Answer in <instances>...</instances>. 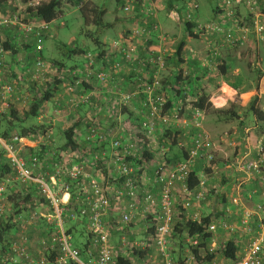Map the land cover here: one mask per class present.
<instances>
[{
    "label": "built area",
    "instance_id": "1",
    "mask_svg": "<svg viewBox=\"0 0 264 264\" xmlns=\"http://www.w3.org/2000/svg\"><path fill=\"white\" fill-rule=\"evenodd\" d=\"M227 11V17L232 16L231 0H222ZM30 2L27 7L32 6ZM250 5V4H249ZM250 10L253 13V28L259 40H264V25L259 20V14H256L255 8L250 5ZM198 10L196 3H188L184 5L181 12L170 11L169 17L174 21H183L191 23L195 18ZM124 11H129L124 8ZM141 11L140 13H142ZM147 16H149L147 14ZM146 16V17H147ZM152 17V16H149ZM141 19V18H140ZM154 19V17H152ZM142 20V19H141ZM147 23V22H146ZM0 27H13L17 29L20 36L34 42V60L31 67L26 68L25 76L31 84H37L43 87L47 82L46 74L49 73L48 65H46L41 57L43 50L44 36L51 29L50 24L40 21H30L26 15L16 12L14 14L0 17ZM201 31L219 33L223 30V26L219 24H209L200 28ZM245 33L248 28L243 29ZM132 41L137 39L138 46L133 44L129 39H121L112 43L111 49L116 51L127 63H135L137 67L133 69L135 81L134 89L130 94H120L116 90H108L110 95L121 96V105L130 101L133 93L142 97V121L140 126L128 125L132 134L128 138L116 137L110 140L111 156L115 160L118 167L115 176L103 179L100 182L88 181L85 183L82 178L86 177L83 173V161L77 154L60 155L59 161H53L49 165L45 162L49 158V150L52 145L49 135L34 136L32 138H24L16 134H11L8 140L0 138L2 150L7 157L9 168L12 170L13 176L5 178L4 182L0 183V217L3 216L6 200V190L8 184L16 183L20 186L21 193H27L31 190L37 191L42 204L36 207L32 212H29V218L25 222H21L19 218L21 233L19 238L11 246L12 256L6 257L5 261H10L12 264H47V255L50 251L58 248L60 255L56 257L55 264H109L116 255L126 256V251H145L151 245L156 248V252L160 257L161 264H173L170 257L169 245L172 239L173 221L175 216L174 207L177 204L175 200V191L184 197L179 206L186 211L191 207L192 200L204 201L205 194L203 192H189L187 182L191 174V167L196 159L208 157V151L213 147L212 142L203 128V119L205 112L200 109L190 108L191 123L193 130L191 136V148L187 152V158L175 166L166 164L162 156V160L156 166L154 173L153 184L159 189V200L157 205H154V197L151 193L146 192L143 195L144 204L147 207H156L155 211V230L153 235L146 233V237L139 242L126 243L121 241V249H115L109 245V235L103 225V217L109 212V209L114 204L115 207L122 206L126 201V210L122 213L120 223L128 225L134 218L133 214L136 211L139 202L137 192V174L135 169L127 161V158H133L135 155L142 156L148 142H152L156 119H160L161 113L167 103L164 89L161 84L160 75L164 73L165 62L167 56L163 52H155L147 49L151 44L149 41H155L156 44H164L166 38L160 33L158 24L153 26L152 30L146 27H139L134 34L130 35ZM245 40V35L234 36L231 30L226 32L225 42L229 46L241 44ZM143 51L145 56L142 57L140 52ZM6 51L3 48V42L0 36V106L3 109L9 108L11 103L19 102L24 99L22 95H18L15 84L7 81L6 77ZM169 57V55H168ZM89 59L88 68L85 69V79L91 77L92 73L89 69L92 66L94 56L87 54ZM181 67H179L180 69ZM121 70V65L116 63L112 67V73H117ZM109 73V72H108ZM79 73L72 72L75 77ZM150 74L155 75V78H149ZM180 75V71H179ZM187 73H181L180 80L173 76L174 85L172 89L177 88L181 91V96L185 94L186 83L185 77ZM96 82L106 83L108 75L100 71L93 75ZM92 76V77H93ZM158 77V78H157ZM81 89L82 83L79 79H75L67 88L71 94V105L74 108L87 105L90 103L92 94L83 92L79 96L73 95L75 89ZM26 99V98H25ZM117 106V105H116ZM122 107V106H120ZM111 112H114L111 109ZM110 112V113H111ZM165 121V118H161ZM188 124V123H185ZM112 133L104 132L97 125L87 126L83 141L86 143L90 151L91 159L99 163L106 156V152L98 151L97 147L102 146ZM42 149V154L37 151L32 153L30 148ZM144 148V149H143ZM261 150V147H260ZM98 151V153L96 152ZM163 154V153H162ZM53 157V154H50ZM44 156V157H43ZM136 156V157H139ZM126 158V159H125ZM209 158V157H208ZM89 161V159L87 160ZM251 168H256L255 162L249 165ZM111 179V180H110ZM67 180L69 182H67ZM198 185H203L199 183ZM237 204L236 200L232 201ZM122 203V204H121ZM69 208V210H68ZM120 208V207H119ZM257 210L264 214V207L258 206ZM252 213H245V219L248 220ZM69 223L84 222L88 232L94 237V243L98 246V251L95 258L82 260L80 252L73 247L71 237L66 233L64 219ZM38 219L46 222L47 236L42 239L30 241L26 236L28 225L36 222ZM192 221L199 220L197 215H193ZM224 227V223H219ZM216 228V223H211L206 227L207 232L213 233ZM24 232V233H23ZM250 232V229L249 231ZM191 245H196L195 241L187 238ZM33 251L34 255H31ZM122 252V253H121ZM214 252L213 248L209 249V253ZM229 264H264V237H255L250 240L245 247L243 256L239 259L231 260Z\"/></svg>",
    "mask_w": 264,
    "mask_h": 264
},
{
    "label": "crops",
    "instance_id": "2",
    "mask_svg": "<svg viewBox=\"0 0 264 264\" xmlns=\"http://www.w3.org/2000/svg\"><path fill=\"white\" fill-rule=\"evenodd\" d=\"M31 1H33L34 5L41 3L38 0ZM255 1L258 5L256 6V9L258 7V14L260 16L259 20L264 24V0ZM155 2L151 3L157 8V10H159V13L153 21L159 25L160 32L162 30L163 33L161 34L166 38L167 42H164V44H156L154 41V43L147 49L154 50L155 52L165 51L164 55H169V58H172L175 54L177 46L175 43L184 41L182 51L184 64L179 67L184 69L187 66L191 73L193 72L192 69L194 71L198 70V74L192 78L189 85L185 86L186 92L188 93L190 90L202 91L209 97L208 101L212 104V107L217 110L227 109L230 104L234 105L235 98H238V105L240 110L242 109L241 112L237 113L239 118L233 120L223 117L218 118L213 114L207 115L206 119L212 117V121L205 123L203 128L208 134L213 147L208 151L207 155L209 158L204 157L202 159H196L191 167V171L196 175L199 183L203 184L202 186L198 185L194 192H203L205 194V200L197 201L193 199L191 207L184 211L185 213H183L181 217H178L180 213L177 212L175 213L176 217L174 216V218L178 220L177 222H179V224L184 221L191 220L194 214L197 215L199 219L208 217L211 223H216L215 231L212 233V238L207 245L208 253H203L198 256L200 258L199 262H197L196 258L192 255L188 258L185 264H229L231 260L228 259L224 253L227 245H230L232 250H235V259H239L243 256L244 249L251 239L255 237H264V214L257 210L258 206L264 207V131L262 134L258 132V129L261 130L260 126L261 124H264V121H260L250 111L248 115L245 116L247 107H249L255 96L257 97L255 107L262 114H264V44H262V47L258 45L260 53L257 57L260 64H257L258 62L256 64L257 66H260V69L256 72L258 76L257 83L255 86L249 87L248 85L243 84L248 71L246 72V68H243L242 63L240 62L242 57L248 55H242L239 52L234 53L236 47L228 46L225 42L224 37H226V33L220 35L219 37L215 35L201 36L202 34L197 33L199 35L198 38L191 39L186 37V33L184 31L182 32L183 35L177 39L180 32L169 33L166 29L164 32L161 27L159 14L164 13L165 17L168 19L166 12L168 9H165L164 11V4L156 6ZM218 2L220 5H216L212 9V21H206V23L200 22L196 18L198 16L197 13L193 19L194 21L191 22L194 27H196L197 24L205 25L213 23L221 26H227V24H230V19L226 16V11H228V9H225V5L221 3L222 1L220 2V0H218ZM13 7L15 8V5L12 0H9L5 7L1 9L3 13H0V17L12 14L14 12L12 10ZM252 15H250V11L246 13V9L243 4L239 3L234 6L233 20L239 22L240 26L249 24L250 21L253 20ZM134 20L135 19L132 18L129 21H118V23L122 25L121 31L123 32L117 33V37L115 39H109L108 37L104 38L103 42L106 41L110 44L109 52L112 50L111 46L113 42L120 41L124 38L127 40L129 39L133 42V44L138 46L139 41L137 39L132 41V37L130 36L138 30L137 25L130 22ZM146 21L147 20L144 19L142 20L144 24H146ZM142 22H138L139 27H142ZM13 34L17 35L16 30H14ZM210 42L216 43L217 51L206 57L209 52L208 47ZM31 43L33 42H30L29 44ZM32 49L33 48L26 50L24 57H21L20 50H18L16 55L12 54L13 60H15L14 62H18L20 66V63L24 58V63L20 68L10 69L9 60L5 61L7 62L5 64L7 67L6 70L9 72L5 79L13 82L17 91H21L23 88L22 86L26 85V76L23 75L22 68L26 65L32 64L34 59ZM106 50L107 49H103L104 52H106ZM84 51L86 53H90L85 50V48ZM86 53L79 56H71L70 60L72 61V65L64 67L61 71H58L54 67L48 68L50 75L54 78H60L63 83L53 94V98L49 102L43 104L42 111L36 118L37 126H42L48 130L53 136L54 142L57 141L56 138L62 140L61 135L65 131H73L74 142L78 144L79 148H81L85 154V156L81 159L83 161V173L86 176L85 178H82V181L85 183L90 180L100 182L103 179H106L104 178V173L107 178L117 174L118 167L115 164L114 158L111 156L110 140L113 136L114 138H128V136L132 134L128 125L140 126L142 121L141 116L144 111L142 108L141 96L134 95L133 93L130 101L121 105V96H111L108 91L109 89L116 90L118 87L121 88L118 89V91L121 92L120 94L124 95L132 93L135 86L133 82L135 76L132 75L135 74H131L132 78L123 73H119L116 76L110 70H103L108 77L106 83H102V86H100L101 84L96 85L90 83L91 85L85 88V90L90 89L89 93L92 94L90 103L80 106L77 109L74 108L71 105V94L67 91V88L70 85V77L67 74V71L68 69L83 67L87 62L85 59ZM7 54L8 53L5 55V59L7 58ZM140 55L144 57L145 53L141 51ZM206 58H208V60ZM43 60L45 61L44 58ZM170 61L171 60L168 62L171 65ZM46 63L49 65L48 61ZM99 64H102V61L95 63V66L99 68L101 66ZM215 64L217 66L213 67ZM248 64L246 65L247 68L249 67ZM248 69L250 71V68ZM188 70L186 72H188ZM221 70H224V74ZM165 72L166 71L164 70L163 74L168 73V71L166 73ZM168 76L170 75H164L162 82L165 83L168 81L170 85L169 87H172L174 85L173 75L170 76L169 79H166ZM152 77L154 78V76H149V78ZM82 93L81 89L77 88L74 90L73 95L79 96ZM85 93H87V91ZM187 98L191 101L194 96L187 95ZM188 100L185 96L179 95L178 100L172 98V104L174 107H177V104L182 105ZM194 100L195 99H193V101ZM11 104L14 105L17 110L20 109V105L22 107L26 106V104L14 101ZM235 107L236 106L234 105V108ZM7 109H3L0 106V112H4ZM111 109H113L116 113L111 112ZM244 118L246 119L244 120ZM213 119L215 120L213 121ZM182 122L183 124L180 122L181 126L176 129V131H178V140H176L178 145L173 149L167 148L165 150L166 152L163 151V154L160 153L159 155H154V151L159 148L157 147L154 150L151 142L147 143L145 150H147L152 156V160L148 162L154 163L159 160L160 156H167L168 162L171 161L178 164L183 161L184 158H187V152L191 148V137L189 133L193 130L190 123L185 124L186 121ZM92 124L99 126L104 132L112 133L102 145V149L106 152V156L99 163H96L91 159L88 151L89 149L83 141L87 126ZM157 139L158 141H162L161 137H158ZM152 141H154V138H152ZM261 143L263 144V148L260 150V146H262ZM0 147H3L1 143ZM39 150L41 151L42 149L40 148ZM98 151L96 152L98 153ZM136 156L139 155H135L133 158H127V161L137 171L140 167L136 165V162L139 160L140 156ZM88 159L89 161H87ZM160 159L162 160V158ZM253 162L257 164L256 168H251L249 166ZM141 169L142 172L140 175H137V192L139 202L137 203L138 207L133 216L136 221H142L145 216L144 214L148 213L146 215L154 220L157 208L147 207V205L144 204L143 195L146 192H151L154 197V205H157L159 200V189L152 182L155 171L154 169H149L147 170L149 174L145 175L144 173L146 172V167L144 163L142 164ZM233 200H236L237 204H234L232 202ZM122 206L125 211L127 208L126 204L124 203ZM116 209L117 207L113 204L109 211ZM247 212L252 213L248 220L245 219V213ZM106 217L107 216H105V218ZM220 222L225 224L224 227L219 224ZM249 229L250 232H248ZM210 248L214 249L212 254L209 253ZM151 249L154 250V253L156 252V248L153 245L150 246L149 250ZM149 250L146 252L147 255H149ZM147 255L146 258L148 257ZM156 256L159 257L157 252ZM207 257L209 258L207 259Z\"/></svg>",
    "mask_w": 264,
    "mask_h": 264
},
{
    "label": "trees",
    "instance_id": "3",
    "mask_svg": "<svg viewBox=\"0 0 264 264\" xmlns=\"http://www.w3.org/2000/svg\"><path fill=\"white\" fill-rule=\"evenodd\" d=\"M8 1L9 0H0V11L1 9H3V7H5ZM30 1L31 0H24L23 3L27 4ZM150 1L154 3L157 0H150ZM166 1L168 2V10L171 8L173 9L174 8L173 3L175 2H173V0H166ZM177 1L183 4V5L181 4L182 7L180 9H177V12H181L183 9V6L188 3H186V0H177ZM114 2L116 3L117 7L122 8L124 0H114ZM65 3H69L71 6L76 7L78 9L80 16L83 20V28L81 29L80 33L86 39L91 41V43L95 46V50L97 52L94 55L92 66L89 68L91 70L92 75L90 78L85 79L84 72H85V69L88 68V63H89V59L87 58L88 53L84 51V48H78V47H71L70 49L66 50L65 54L67 58L69 59L71 56L74 57V56H79V55L86 53L85 59L87 60L86 64L81 68L68 69L67 74L70 77V84H72V82L75 79H79L82 83L81 91L89 92L90 89L85 90V88L89 87V85H91L90 83H93L96 85L101 84L95 81V78L93 75L103 70L112 71V67L116 63L121 65V70H119L116 74L113 73L114 75L117 76L119 73H123L127 76H130V78H132V76L134 75L131 76V74H134L133 69L137 67L136 64L135 63L130 64V63L125 62V60L121 56L122 54H119L114 50H111L109 52L110 44H108V42L106 41L105 42L101 41V38L105 35V33L111 28H113L114 25L118 23V21L120 20L115 19L114 23L104 22V17L107 11L104 8H101L97 4L93 3L91 0H46L45 2H41L37 5L26 7L25 9V12L27 13L26 18H28L30 21H40V22H44V23L51 25V23H53V21L61 14V8ZM197 13L198 12H196L195 16L197 15ZM137 16L138 15H135L134 19H137ZM141 19L147 20L146 21L147 23L144 24ZM141 19L139 18V20L142 22V27L144 26L148 30H152L153 26L156 24L154 23L152 17L143 16ZM92 27L94 28L93 30L90 29ZM194 28L195 27L192 23H188V22L184 23V30L186 33V37H189L191 39L198 38L199 35L193 31ZM14 30H16L17 32V29L13 27H7V28L0 27V36L3 42L4 50L5 51L11 50V54L16 55L18 50H16L14 47L12 48L10 44L12 45L15 42V40H19L21 36L19 35L18 32H17V35H14L13 34ZM50 32H51V29L49 33L44 36L43 42L45 41V38H47L50 35ZM2 33H4V35H2ZM24 39L28 43L23 44L22 45L23 48L25 50L33 48L34 42L31 40V37H28V39L26 38ZM30 42H33L31 43L32 45L29 44ZM148 43L153 44L154 42L149 41ZM183 47H184V41H180L176 46V50L174 54V64L176 67L184 64V60L182 59ZM103 49H107L106 52H104ZM42 52H41V57H42ZM33 54H34V51H33ZM34 56L35 55H33V57ZM100 61H102V64H99L101 66L98 68L95 66V63H98ZM48 62H49V65H48L49 68L54 67L58 71H61L64 67H66L64 63L61 61L52 60ZM32 64H33V61H32ZM32 64L26 65L22 68L23 75H26L25 74L26 68L31 67ZM75 71L79 73V75L76 74V76L74 77L72 75V72H75ZM221 71L224 74V70H221ZM7 74H9V72H7L6 75ZM49 77L50 79L47 80L46 84L43 87H40L37 84L29 85L30 88L35 89L37 91V95H35V97L31 100L28 110L19 113L17 109L14 107V105L11 104L9 106V109H7L8 114L3 115L6 119V130L3 131L2 133L0 132V138L4 140H8L10 138V134H11L10 132H12L13 129H20L17 134L18 136L30 139L34 135L35 136L36 135L37 136L49 135L50 140L52 141V143H54L53 136L49 133L48 130H46L42 126L40 127L36 125V126L28 127V128H25V127L16 128L17 125L20 126L22 122H24L25 120L29 118H37L38 115L42 111L43 104L46 102H49L53 98V94L56 92V90L61 87L63 81L60 78H54L51 75ZM7 81L9 80L7 79ZM100 86H102V84ZM169 86L170 85L168 81L163 83L164 90L170 91L171 87ZM172 90H175L176 94L181 95L180 89L174 88ZM194 92H195L194 94L195 101L193 103L192 108L203 110L205 112V115L213 114V115H216L218 118L223 117V118L232 119V120L239 118L237 112L234 110L235 108L233 104H230L227 109L217 110L212 107V104L209 103L208 101L209 97L205 95L202 91L200 92L199 90L198 91L194 90ZM170 93L172 92L170 91ZM256 102H257V97L255 96L254 99L251 101L248 110L252 112V114H254L260 121H264V114H262L255 107ZM172 109H174L172 100H168L163 108V112L169 113L170 110ZM169 134L170 132L168 130H165L162 134V137L169 138ZM73 135L74 134L72 130H68L62 133L61 136L63 139V144L59 147L58 150H55L52 152L53 159H54L53 161H59L60 155L61 156L68 155L71 153L79 155L80 159H82L85 156L84 151H82V149L79 148L78 144L74 142ZM173 142H175L174 139H173ZM173 142L172 144L175 146L176 143L174 144ZM102 147L103 146H98L97 150H102ZM42 149L45 150L46 148L42 147ZM29 150L32 153H36L38 151L37 148H30ZM39 153L42 154L43 151H39ZM163 158L166 161V164L170 163L168 162V159L166 157H163ZM151 160H152V156L147 150H145L142 156L136 162V165H138V167L140 168L137 169V171L135 170V173L137 175H140V173L142 172V169H141L142 164L144 162H148ZM51 162L52 161L49 160L48 158V160L45 163L49 165ZM103 175H104V178H107L105 173ZM10 176L12 177L13 173H12V170L9 168L8 163L0 167V183L4 182L5 178L10 177ZM67 182L69 181L67 180ZM198 184H199V181L196 175L193 172H191L188 182H187V189L189 190V192L194 191L197 188ZM5 194H6V200H5L4 213H3V216L0 217V246H1L0 264H12L10 261H5L4 259L6 257L12 256L11 246L15 242V240L19 238V234L21 233V228L19 227L20 225L19 218H21L20 219L21 222H25L26 224V221L29 218V212H32L36 207H39L42 204V201L37 191L31 190L27 192L26 194L21 193L20 186L16 183L8 184ZM183 199L184 197L182 195H178V197L176 198L177 204L175 205L174 210L176 211L177 209L178 211H180V215L178 217H181L183 213H185L184 210L181 208V206H179L180 202ZM124 203H126V201H124ZM150 223H151L150 225L148 226L146 225L145 233H149V235H153L154 230H155V222L152 220V218H151ZM79 224L84 225V222L81 221L79 222ZM209 224H210V219L206 217V218H200L197 221L187 220L181 224L177 222V225H175V227L173 228L174 233H176L177 235L176 237H180V236L185 237L186 235V239L190 238L191 241L196 242V245H191V252L193 254V257L196 258L197 262L200 261V258L198 256H200L203 253H206V254L208 253L207 245L210 239L212 238V233L207 232V229H206V227ZM64 225H65L66 233L71 237L73 232L76 231L75 226L78 225V223L77 224L69 223L68 220H66L65 218ZM27 227H28L27 230L29 229L30 230L27 232L26 237L32 242L34 240L42 239L45 235L47 236L46 228H48V225L46 222L42 221L41 219H38L36 222L35 221L32 222ZM86 233H87V241L85 242V244H83L82 246L81 244H79L77 247L73 246L80 252L81 259L84 261L89 258L96 257V255L91 256L90 254L87 253L89 252L88 249L91 246L95 247L96 250L98 251V246L97 244L94 243L93 235L90 232H88L87 229H86ZM35 235H36V238H35ZM149 249L150 247L147 248V250L142 251V252L133 251V255H136L137 257H139V259H145L147 255L146 252H148ZM97 251H96V254H97ZM224 253L228 259L235 260V257H234L235 250H232L230 245H227V248L225 249ZM31 255L35 256L33 251H31ZM59 255L60 253L58 251V248H55L54 250L50 251L49 254L47 255V264H55V259ZM208 258L209 257H207V259ZM71 264H75V263H71ZM109 264H133V262L130 259H127V257L123 255H116L111 261V263Z\"/></svg>",
    "mask_w": 264,
    "mask_h": 264
},
{
    "label": "rangeland",
    "instance_id": "4",
    "mask_svg": "<svg viewBox=\"0 0 264 264\" xmlns=\"http://www.w3.org/2000/svg\"><path fill=\"white\" fill-rule=\"evenodd\" d=\"M24 0H12L13 4L15 5V8L13 7V13L19 12L20 14L26 15L27 13L25 12V9L27 7L26 3H23ZM39 2H45L46 0H38ZM93 3L97 4L98 6H100L101 8H104L107 13L104 17V22H108V23H114L115 19H119L120 21H129L132 18L135 17V15L137 16V19H135L134 21H130L133 24L138 26V22H140L139 18H142L143 16H147V14L149 16L154 17V19L156 18L157 14L159 13V10H157V8L152 5L150 0H124L123 2V6L121 7H117L116 3L114 2V0H91ZM222 0H220L221 2ZM174 4V8L169 9L167 12L168 15V19L165 17L164 13H160L159 14V22L161 24V27L163 28L164 32L165 29L169 32V33H173V32H180L179 36L177 37V39H179L183 34L182 32H184V23L183 21H174L173 19H171L169 17V12L170 11H177V9H180L182 7V3L177 1V0H173ZM31 4H33V1H30ZM186 3H196L198 5V16L196 17L200 22L202 23H206V21H212V9L216 6V5H220L218 0H186ZM222 3V2H221ZM243 4L244 8L246 9V13H248L250 11V15H252L251 10H250V5L252 7L255 8V12L256 14H258V7L256 9L257 3L255 0H231V9H232V16H229L230 19V24H227V26L223 25V30L219 33H211V32H206V31H201L200 28L205 26V25H209V24H213V23H209V24H205V25H196V27L194 28V32L202 34L201 36H206V35H215V36H220L225 34L228 29L231 30V34H233L234 36L237 35H245V40L241 43V44H237L234 47H236V49L234 50V53H241L242 55H248L245 57H242V60H240V62L242 63L243 68H246V72L247 76L243 81V84L248 85L249 87H253L256 85L257 80H258V76H257V70L260 69V66H257V64H260L258 61V57L257 55L260 53L259 49H258V45L260 47H262V44H264V40H259L258 37L256 36V33L254 31L253 28V24L252 21H250L249 24H246L244 26H240L239 22L234 21V6L237 4ZM161 4H164L163 8L164 11L165 9H168V2L166 0H157L155 2L156 6H160ZM182 4V5H181ZM250 4V5H249ZM34 5V4H33ZM184 7V6H183ZM7 8V7H6ZM124 8H128L129 11H124ZM143 11L142 13L139 12ZM248 11V12H247ZM0 13L2 14L3 12L0 11ZM227 13V11H226ZM253 17V15H252ZM260 17V16H259ZM254 19V17H253ZM170 20V21H169ZM194 21V20H193ZM192 21V22H193ZM262 23V22H261ZM263 24V23H262ZM181 25V26H180ZM264 25V24H263ZM83 28V20L80 16V13L78 11V9L76 7L71 6L69 3H65L62 8H61V14L53 21L52 25H51V32L50 35L45 38V41L43 42V52H42V58L45 59V64H47V61H52V60H57V61H61L64 63L65 66H71L72 65V61L67 58L65 52L67 49H70L71 47H79V48H85V50H87L88 52H90L93 56L96 53L95 50V46L91 43L90 40L86 39L83 35H81V29ZM248 28V32L245 33L243 29ZM90 29H94L93 27ZM122 30V25L119 23H116L115 26L113 28H111L110 30H108L105 35L101 38V41L104 40L105 37H108L109 39H115L117 37V33H121L123 31ZM160 33H163L162 30ZM124 34V33H123ZM2 35H4V33H2ZM225 38V37H224ZM178 41V40H177ZM24 43H28L27 41H25L24 37L21 36L19 40H15V42L10 46H12V48L14 47L16 50H20V54L21 57H24L26 50L23 48V44ZM178 42L175 43V45H177ZM225 45V44H224ZM208 46V45H207ZM229 46V45H228ZM214 48V49H213ZM209 52L206 55V57H208L210 54H213L214 52H216V43H212L210 42L209 44ZM32 51H34V46ZM248 51V53H247ZM220 52V51H219ZM7 54V58L5 59V61L9 60V68H20L22 66V64L24 63V58L21 61V66L18 64V62H14L15 60H13V55L11 54V50H9L8 52L6 51ZM207 53V52H206ZM10 54V55H9ZM169 57L167 56L166 58V62H165V71L168 73L167 74H161V84L163 87V77L164 75H170V76H174V79L179 77L181 74L179 75V71L181 73H187L186 77H185V83L186 85H189V82H191L192 78H194L198 73L197 71L195 72L192 69V73L191 71L188 70L187 66L183 69V68H178L179 66H175L174 64V56L172 57V59L170 58L169 60L171 65L168 62ZM208 60V58H206ZM47 60V61H46ZM258 62V63H257ZM7 63V62H5ZM14 63V64H13ZM249 63V64H248ZM257 63V64H256ZM169 64V65H168ZM248 64V68L246 67V65ZM48 65V64H47ZM217 65L215 64L216 67ZM219 67V66H218ZM7 69V67H6ZM170 69V70H169ZM256 69V70H254ZM188 70V72H186ZM165 72V73H166ZM151 76H153V74H150ZM50 73L46 74L47 80L50 79ZM170 76H168L166 79H169ZM156 76L154 75V78ZM190 77V78H189ZM153 78V77H152ZM158 78V77H157ZM26 79V85H23L22 90L18 91V95H22L24 97V99L20 100L18 103L21 104H26V106H21L20 105V111L17 110L19 113L28 110L31 100L35 97V95H37V91L35 89L30 88V84ZM135 81V80H134ZM133 81V82H134ZM29 86V87H27ZM118 88V87H117ZM121 89V88H118ZM164 89V88H163ZM42 90V89H41ZM23 92V93H22ZM165 94L166 97V101L168 100H172V98H175L176 100L179 99V95L180 94H176L175 90H173L172 93H170L169 90H163L162 91ZM22 93V94H21ZM191 93V94H189ZM195 92L193 90H190L188 93L185 90V94H183L182 96H185L186 99L187 95L190 96H194ZM26 98V99H25ZM181 98V97H180ZM195 99V97L193 98ZM193 99L191 101H187L184 104L180 105L177 104V107H174V109L170 110L169 113L167 112H163L161 113V117L160 119H156L154 124H155V129H154V141L151 142L152 148L155 150V148H159L156 151H154V155H159L160 153L166 152L165 150L167 148L169 149H173L175 146L178 145L177 141V133L178 131H176L177 128H179L181 126L180 122L183 124L182 121H186V123H191V112H190V108L193 107ZM235 111L237 113L241 112L242 109L240 110V107L238 105V98H235ZM249 107H247V112L245 114V116L248 115ZM188 113V114H187ZM4 114H8L7 110H5L4 112H0V132L2 133L3 131L6 130V119L3 116ZM190 115V118H189ZM207 115L204 116L203 119V126L205 125V123H208V121H212V117L206 119ZM161 118H165V121H162ZM246 118H244L245 120ZM215 119H213L214 121ZM37 125V120L36 118H29L27 120H25L24 122H22L19 125L16 126V128H20V127H31V126H36ZM139 127V126H138ZM261 130L258 129V132H260V134H262V132L264 131V124H261L260 126ZM20 129H13L12 132H10L11 134H18V131ZM165 130H168L170 132L169 134V138H162V134ZM193 131L189 133L190 137L192 136ZM10 134V135H11ZM162 139L158 141L157 138ZM57 141L52 143L53 145L50 147L49 150V160H51L53 162V157L50 155L52 154L53 151L58 150L59 147L63 144V139L59 140V138H56ZM173 139L175 140V142H173ZM172 142L176 145L174 146L172 144ZM263 143V141H262ZM261 143L262 146L261 149L263 148V144ZM39 151V149H37ZM36 151V150H35ZM141 157V156H140ZM160 158H162L160 156ZM159 158L158 161H155L154 163H150V162H144V165L146 167V172L144 173L145 175H148V171L149 169H156L157 163L161 162V159ZM167 158V156H166ZM163 159V158H162ZM168 159V158H167ZM185 159V158H184ZM183 159V160H184ZM8 163L7 161V157L5 156L4 150H2V148L0 147V167L6 165ZM168 163V162H167ZM170 166H175L177 165V163H173L170 161V163H168ZM145 171V169H144ZM153 171V173H154ZM151 193V192H150ZM152 194V193H151ZM178 195H181L178 190L175 191V200L178 197ZM122 204V203H121ZM120 207V208H119ZM118 209L116 210H111L106 214V218L105 216L103 217V225L105 227V230L108 232L109 235V245L111 247H114L115 249H121V241L125 240L126 243H134V242H139L142 239H144L146 237L145 234V228L146 225H150V221H151V217H148V213H145L144 218L142 221H136V219H132L131 223H129L128 225H123L120 223V218L122 213L124 212L123 206H119ZM177 213H180V211H178L176 209ZM176 217V215H175ZM105 218V219H104ZM177 219L174 218L173 221V228L175 227V225L177 224ZM77 224V223H75ZM76 231L73 232V234L71 235L72 239H71V243L73 246L77 247L79 244H81V246L83 244H85V242L87 241V233H86V229L85 226L83 224H79L75 226ZM174 230V229H173ZM175 236V237H174ZM176 233H172V239L169 245V251H170V257L173 261V264H185L188 260V258H190L193 254L191 252V244L189 241H187L186 237L180 236V237H176ZM36 238V236H35ZM1 249V246H0ZM89 252H87L88 254H90L91 256L96 255V248L91 246L88 249ZM122 253V252H121ZM126 254L125 257H127V259H130L133 264H160V258L156 256V252L154 253V250L151 249L149 250V255H147L148 257L145 259H139V257H137L136 255H133V252L131 251H126L123 252ZM124 255V254H123Z\"/></svg>",
    "mask_w": 264,
    "mask_h": 264
}]
</instances>
